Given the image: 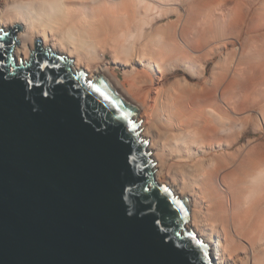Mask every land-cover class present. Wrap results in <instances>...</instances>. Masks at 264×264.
<instances>
[{
	"label": "water",
	"instance_id": "obj_1",
	"mask_svg": "<svg viewBox=\"0 0 264 264\" xmlns=\"http://www.w3.org/2000/svg\"><path fill=\"white\" fill-rule=\"evenodd\" d=\"M14 31L0 30V264H213L185 198L153 179L134 102L105 69L86 80L34 44L15 64Z\"/></svg>",
	"mask_w": 264,
	"mask_h": 264
},
{
	"label": "bare ground",
	"instance_id": "obj_2",
	"mask_svg": "<svg viewBox=\"0 0 264 264\" xmlns=\"http://www.w3.org/2000/svg\"><path fill=\"white\" fill-rule=\"evenodd\" d=\"M106 1L107 7L101 0L102 5L97 0H0V30L15 28L11 52L14 63L19 64L24 51L34 44L65 55L71 61V69L82 70L89 80L99 69H104V65L87 72L88 61L80 49L101 40L98 37L102 33L103 37L106 35V26L102 33V29L96 31L99 26L109 23L107 27L112 28L114 21L120 25L127 5L133 4V0ZM116 28L111 30L115 32ZM95 33H100L97 39ZM151 51L149 53L157 55L154 49ZM143 53L140 64L157 82L162 77L160 63L156 55ZM191 64L187 65V74L197 77L204 74L203 68H194ZM218 71L208 86H197L192 93L194 97L178 79L174 83L175 90L164 87L168 91L161 88L156 92L147 91L138 104L134 102V118L140 122V135L148 141L151 158L158 160L153 159L154 181L162 178L173 193L185 198L189 217L184 227L191 228L209 244L213 264H264V178L260 176L264 172V146L262 150L257 148L258 151L244 150L237 161L241 173L233 184L223 180L233 166L222 174L219 168L224 159L219 162V154L208 153L211 148L219 149L215 129L219 128V107L224 106H219ZM212 123L214 128L210 129ZM223 163L226 164L225 160ZM233 172L228 175L232 176L231 180L237 177ZM228 176L225 178L229 179ZM183 191L186 195L179 194Z\"/></svg>",
	"mask_w": 264,
	"mask_h": 264
},
{
	"label": "rangeland",
	"instance_id": "obj_3",
	"mask_svg": "<svg viewBox=\"0 0 264 264\" xmlns=\"http://www.w3.org/2000/svg\"><path fill=\"white\" fill-rule=\"evenodd\" d=\"M102 1L107 7V1ZM97 2L103 4L100 0ZM132 2L127 5L120 25L117 23L119 26L113 20L112 28L115 30L117 27L115 32L111 30V25L107 27L109 23L98 24L102 27L99 26L97 32L106 26L108 31L102 29L100 32L109 34L103 37L102 33L101 37L100 33H95V39L100 36L101 40L80 49L88 61L86 71L104 65L112 82L138 104L140 97L151 89L155 92L166 87L175 90L177 79L194 97L193 91L199 86H208L219 70V106H224L219 107V128L215 129L219 136V149L211 148L208 153L211 156L219 154V162L225 160L227 165L224 160L222 167L219 163L222 174L233 166V170L223 177L225 183L230 180L228 182L233 184L241 173L237 161L244 150L264 149H261L264 146V0ZM132 13H135L134 17ZM149 48L154 49L157 55L149 53L152 52L148 51ZM146 51L156 55L160 63L162 77L157 82L140 64L139 58L143 52L146 56ZM188 64L203 68L204 74L199 77L187 74ZM141 120L144 123V118ZM213 125L210 129L214 128ZM208 135L206 132L205 137L208 138ZM224 165L227 169H223ZM233 171L237 176L235 180L228 176ZM227 176L229 179L225 178ZM260 176L264 178V172ZM184 193L186 195L185 191L179 192L181 195Z\"/></svg>",
	"mask_w": 264,
	"mask_h": 264
},
{
	"label": "snow or ice",
	"instance_id": "obj_4",
	"mask_svg": "<svg viewBox=\"0 0 264 264\" xmlns=\"http://www.w3.org/2000/svg\"><path fill=\"white\" fill-rule=\"evenodd\" d=\"M7 43H11V42L10 41H7ZM6 54H7V49L4 47V45H0V59H2L3 56L6 55ZM37 67L39 68V70L41 72H44L45 69H47L49 67V65L47 63H44V64H38ZM52 67L53 68H57L58 65L53 64ZM49 78H50L49 76L45 75L43 79H49ZM60 82L62 83L63 81H60ZM42 83H43V80H41V79H35V78L29 79V80L26 81V85L27 86H31V87L35 88L41 95L47 96L49 93L47 91H44V89L41 87V84ZM93 90L94 91H97V92L100 91L98 88H94ZM164 191H165V193H167L168 192V189L165 188ZM201 243H202L201 241L197 240L196 241V246L199 247V245Z\"/></svg>",
	"mask_w": 264,
	"mask_h": 264
}]
</instances>
